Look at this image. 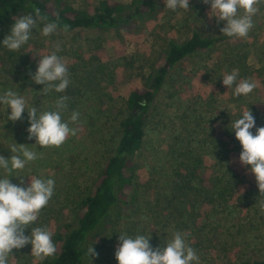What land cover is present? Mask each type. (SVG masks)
I'll list each match as a JSON object with an SVG mask.
<instances>
[{
    "label": "rangeland",
    "instance_id": "obj_1",
    "mask_svg": "<svg viewBox=\"0 0 264 264\" xmlns=\"http://www.w3.org/2000/svg\"><path fill=\"white\" fill-rule=\"evenodd\" d=\"M115 1L130 4L132 0ZM150 1L157 7L154 15H144L123 27L58 29L44 37L43 23H39L19 51H10L2 44L10 32L0 40V94L15 90L29 107L39 110L51 109L56 99L65 95L70 99L62 118L68 120L74 110L80 113L79 123L70 125L80 128L77 135H70L59 148H42L35 145V137L28 139L27 109L22 119L13 122L8 119L10 107L0 105V155L10 158L11 144H27L43 153V159L27 165L23 174L55 180L53 197L32 225L48 226L54 233L53 241L62 224H76L78 202L100 176L121 134L128 93L144 83L168 41H182L193 32L223 35L220 28L225 21L217 23L210 16V4L203 0H189L188 10L176 11L167 9L164 0ZM97 2L70 0L78 9ZM259 8L246 38L228 37L211 50L182 59L169 71L150 106L143 146L135 157L130 191L133 205L111 211L104 228L86 242V250L92 245L98 255H86L82 264H118L115 251L121 232L150 235L153 248L166 247L174 231L186 233V241L199 255L200 264L264 260V213L256 204L259 189L250 166L239 161L242 145L231 129L232 122L249 109L255 118L250 131L255 135L256 128L264 126V5ZM27 14L31 13L21 16ZM55 43L60 44L58 55L70 73L65 92L44 95V85L35 82L21 90L10 85L5 71L9 59L16 58L20 64L25 60L31 78L40 57L54 50ZM233 70L238 71V81L247 78L256 82V89L248 96L235 97L233 89L222 83L223 76ZM184 153L201 158V174L215 184L212 197L203 194L192 201L191 196L176 191V165L186 156ZM3 175L0 169V178ZM9 180L20 184L15 175ZM24 181L27 186L29 177L24 176ZM25 234H30V229H25ZM31 248L29 243L13 249L8 264H41L43 261L32 257Z\"/></svg>",
    "mask_w": 264,
    "mask_h": 264
},
{
    "label": "clouds",
    "instance_id": "obj_2",
    "mask_svg": "<svg viewBox=\"0 0 264 264\" xmlns=\"http://www.w3.org/2000/svg\"><path fill=\"white\" fill-rule=\"evenodd\" d=\"M210 4L211 15L217 20L225 21L220 32L228 37L246 38L254 27L253 17L260 11L259 6L264 0H203ZM169 10H188L189 0H164ZM58 20V18H57ZM43 23L41 35L48 37L60 29L57 21H49L47 16L41 15L35 9V16L27 14L18 17L11 26L10 34L6 35L2 44L10 51H19L32 38V30ZM69 25L64 24L62 31L67 32ZM49 54L40 57L36 72L31 79L42 84V93L47 95L51 91L63 93L70 84V73L65 60L58 55L61 51L59 43L53 45ZM238 71L233 70L223 76L222 83L233 89V96H248L256 87V82L250 79L238 81ZM70 98L59 96L51 109L39 110L36 106H28L25 97L17 91L8 89L0 94V105L10 107L8 119L15 122L23 118L27 109L30 126L27 129L28 139L35 137V145L42 148L62 146L70 135L75 136L80 131V113L72 111L68 120L62 118V113L68 108ZM255 127V118L251 110L244 111L240 118L232 122L235 136L242 145L239 161L244 166H250L255 175L259 189L256 204L264 213V126L256 128L255 135L250 129ZM12 155L5 158L0 155V169L4 175L0 178V264H8L12 250H19L31 244V255L36 261H43L47 257L55 256L56 245L53 241V231L48 226H35L41 211L48 206L55 191V180L43 176L23 174L27 165L43 159V153H37L27 144L10 145ZM15 175L20 184L10 182L9 177ZM24 176L29 177L27 186H24ZM30 229V234H25ZM188 234L174 231L166 241V247L153 248L150 244V235L136 234L130 236L121 232L116 248L115 257L118 264H200V257L193 247L186 241ZM86 254L97 256L95 249L90 245Z\"/></svg>",
    "mask_w": 264,
    "mask_h": 264
},
{
    "label": "trees",
    "instance_id": "obj_3",
    "mask_svg": "<svg viewBox=\"0 0 264 264\" xmlns=\"http://www.w3.org/2000/svg\"><path fill=\"white\" fill-rule=\"evenodd\" d=\"M37 8L49 21H57L60 30L64 24L69 25L68 31L77 28L123 27L144 15L152 16L157 10L155 3L150 0H132L130 4L98 0L95 5L84 9L75 8L70 0H0V40L10 32L12 24L21 14L28 12L35 16ZM226 38V35L204 36L193 32L182 41H168L162 54L153 62L144 83L128 93L125 116L120 121L121 134L113 152L106 158L100 176L78 202L76 224L65 223L58 228L54 236L57 253L45 258L41 264H82L87 255L88 238L104 228L111 211L133 205L134 197L130 191L134 184L135 157L143 146L150 106L166 83L169 71L182 59L199 51L211 50ZM22 61L20 64L12 57L5 70L9 74L10 85L17 90L34 85L30 78L31 72L24 64L25 60ZM184 154L186 156L176 165V191L191 196L192 201L203 197V194L212 197L215 184L201 174V158L190 153ZM252 264H264V260L257 259Z\"/></svg>",
    "mask_w": 264,
    "mask_h": 264
}]
</instances>
